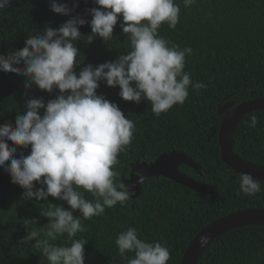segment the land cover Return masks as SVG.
<instances>
[{
	"label": "trees",
	"instance_id": "trees-1",
	"mask_svg": "<svg viewBox=\"0 0 264 264\" xmlns=\"http://www.w3.org/2000/svg\"><path fill=\"white\" fill-rule=\"evenodd\" d=\"M50 2L11 0L6 9L0 10V54L22 48L29 35H42L47 26L59 28L71 18L53 12ZM58 2L71 6L73 0ZM77 2L79 6L71 15L91 20L86 10L99 6L94 0ZM175 2L180 6L179 23L174 29L163 24L159 34L181 49L192 48V55H186L184 71L193 81H202L208 87L198 94L190 86L182 105H174L157 117L151 102L143 98L139 104L125 101L119 96V86L109 87L106 81H98L97 94L116 103L135 123L131 144L118 156L116 183L124 185L123 177L131 176L134 163L152 162L164 152L177 150L200 166L196 170L182 164L180 170L197 180L216 184L217 191L199 192L168 177L152 176L142 182L138 197L124 185L129 200L106 208L101 216L84 220L79 210H74L86 230L73 239L87 241L86 258L99 262L133 258L134 252L121 255L115 240L120 232L134 227L138 238L166 243L170 250L167 264H180L187 246L211 221L244 208L264 207L263 180L258 179L261 191L254 196L237 195L241 172L223 161L219 142L225 114L220 111L251 99L253 92L264 97V0H196L187 8L183 0ZM121 22L118 20L113 37L106 42L99 36L89 42V24L80 27L81 38L73 42L80 50L77 74L88 65L95 68L131 51L130 36L122 31ZM25 82L22 75L0 71V124L11 123L14 127L17 115L26 112L27 99L43 98L47 103L59 94L56 88L49 93L35 84L25 89ZM252 115L259 118L255 128L249 127ZM232 138L235 153L264 165V109L246 114ZM8 143L17 148L16 158L30 154L31 146L25 149ZM23 191L0 168V264H34L43 255L36 247V238L27 243L22 239L28 231L48 225L49 218L41 215V209L52 205L70 209L66 201L51 196L47 201L26 200ZM84 195L94 202L91 193ZM50 243L67 246L64 236ZM39 264L48 261L44 258ZM196 264H264V223L238 226L219 234L204 248Z\"/></svg>",
	"mask_w": 264,
	"mask_h": 264
},
{
	"label": "clouds",
	"instance_id": "clouds-1",
	"mask_svg": "<svg viewBox=\"0 0 264 264\" xmlns=\"http://www.w3.org/2000/svg\"><path fill=\"white\" fill-rule=\"evenodd\" d=\"M10 2L0 0V10ZM195 2L183 0L186 8ZM94 3L99 7L86 10L92 17L87 20L71 15L79 6L77 0L71 6L51 0L53 12L71 18L59 28L47 26L42 35H29L22 48L0 54V71L26 77L25 89L35 84L49 93L54 88L59 90L47 103L43 98L27 99L26 112L17 115L14 127L11 123L0 124V168L10 175L12 183L24 189L23 198L47 201L51 196L70 206L41 209V215L49 218L48 225L28 231L22 239L27 243L36 238V247L48 264H85L87 241L73 238L86 229L74 210L87 220L130 198L124 185L116 183L119 174L114 169L119 164V154L132 142L135 123L125 117L116 103L97 94L98 81H106L109 87L119 86V96L125 101L139 104L143 98L151 102L157 117L174 105H182L190 86L198 94L208 87L202 81H193L190 73L184 71L186 55H192V48L181 49L159 34L163 24L174 29L179 23L180 6L175 0ZM118 20L122 21V31L130 36L131 51L95 68L88 65L77 74L80 50L73 42L81 38L80 27L89 24V42L95 36L106 42L113 37ZM258 123L259 118L252 115L249 127L255 128ZM8 142L25 149L31 146L30 154L16 158L17 148ZM138 182L142 183L143 178ZM260 191L258 179L241 173L237 195L254 196ZM84 192L91 193L94 202L86 199ZM25 225L28 226L27 221ZM61 236L66 237L67 246L50 243ZM205 240L202 237L201 243ZM115 243L121 255L135 253L128 264H167L170 259L166 243L146 242L138 238L134 227L120 232Z\"/></svg>",
	"mask_w": 264,
	"mask_h": 264
},
{
	"label": "water",
	"instance_id": "water-1",
	"mask_svg": "<svg viewBox=\"0 0 264 264\" xmlns=\"http://www.w3.org/2000/svg\"><path fill=\"white\" fill-rule=\"evenodd\" d=\"M264 109V97L258 96L257 93H252V98L245 100L234 107L228 109L225 106L220 112L225 111L222 119L219 142L223 161L233 169L251 174L254 178L264 181V165L247 160L233 150L232 134L241 119L251 111ZM182 164H188L196 170H200V166L195 160L184 152L172 150L164 152L152 162H136L133 165L131 176L123 177L124 185L133 192L134 197H138L142 191V183L138 182L142 177L143 181L152 176H165L175 180L187 187L204 193H215L217 185L212 183L197 180L180 170ZM264 223V207H251L233 211L224 216H221L205 227H203L187 246L180 264H196L200 254L204 248L219 234L234 227L247 224ZM206 237L204 243H201V238ZM42 255L34 263L44 259ZM129 259L116 260L111 262H99L84 257L85 264H128Z\"/></svg>",
	"mask_w": 264,
	"mask_h": 264
}]
</instances>
